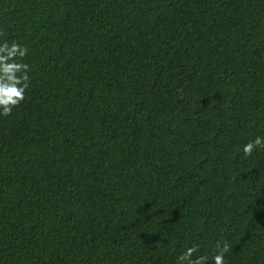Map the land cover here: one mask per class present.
<instances>
[{
	"label": "trees",
	"instance_id": "trees-1",
	"mask_svg": "<svg viewBox=\"0 0 264 264\" xmlns=\"http://www.w3.org/2000/svg\"><path fill=\"white\" fill-rule=\"evenodd\" d=\"M0 33V264H264V0H0Z\"/></svg>",
	"mask_w": 264,
	"mask_h": 264
},
{
	"label": "clouds",
	"instance_id": "clouds-1",
	"mask_svg": "<svg viewBox=\"0 0 264 264\" xmlns=\"http://www.w3.org/2000/svg\"><path fill=\"white\" fill-rule=\"evenodd\" d=\"M3 36V33H0ZM29 48L17 41L0 40V116L9 117L13 109L25 99L30 86L31 66L25 62ZM258 148H264V137L256 136L243 145L245 158L251 157ZM232 250L231 245L224 241L217 242L212 256L213 264H225V256ZM199 251L198 245L187 247L177 257V264H206L208 256H194Z\"/></svg>",
	"mask_w": 264,
	"mask_h": 264
}]
</instances>
